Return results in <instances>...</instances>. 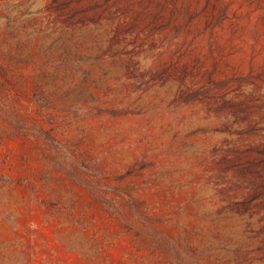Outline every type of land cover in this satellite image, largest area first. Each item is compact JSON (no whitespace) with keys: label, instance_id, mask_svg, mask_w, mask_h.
<instances>
[{"label":"rangeland","instance_id":"1","mask_svg":"<svg viewBox=\"0 0 264 264\" xmlns=\"http://www.w3.org/2000/svg\"><path fill=\"white\" fill-rule=\"evenodd\" d=\"M0 264H264V0H0Z\"/></svg>","mask_w":264,"mask_h":264}]
</instances>
